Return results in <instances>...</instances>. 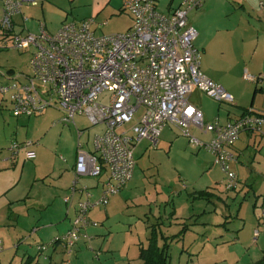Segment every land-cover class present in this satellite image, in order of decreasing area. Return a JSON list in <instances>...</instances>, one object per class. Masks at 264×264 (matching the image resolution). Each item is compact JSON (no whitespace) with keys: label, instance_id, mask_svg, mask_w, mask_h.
Returning a JSON list of instances; mask_svg holds the SVG:
<instances>
[{"label":"built area","instance_id":"obj_1","mask_svg":"<svg viewBox=\"0 0 264 264\" xmlns=\"http://www.w3.org/2000/svg\"><path fill=\"white\" fill-rule=\"evenodd\" d=\"M25 2L39 3L0 0V48L32 50L30 73L9 70L7 82L0 85L2 94L11 100L12 113L32 116L58 108L63 112L58 121L76 125L79 134L78 114L85 115L92 125H105V131L95 135V152L79 145L76 179L64 197L69 209L75 208L70 228L49 243H40L39 250L57 243L71 250L82 238H88L87 229L97 224L89 218V212L106 206L111 196L125 188L137 165L135 148L142 141L158 147L168 123L180 128L194 146L213 155L214 163L226 175L228 190L237 186V174L231 166L237 160L234 146L244 131L264 135V113L249 107L227 122H207L204 112L190 101L195 89L222 102L234 100L200 68L201 51L195 45L198 31L189 21V14L203 0H183L170 13L158 9V0H123L122 11L131 16L133 24L126 32L110 34L96 33L93 17L65 21L55 33L48 32L44 22L38 33L19 32L14 17L22 12ZM260 4L264 6V1ZM244 77L261 82L264 73L246 71ZM105 91L111 93L109 103L100 102ZM134 119L136 124L123 129ZM193 129L210 134V139L197 138ZM35 145L32 140L12 143L10 158L23 151L27 159H32ZM104 167L108 174L101 181L99 195L94 197L92 187L81 184L80 178H100ZM79 194L82 196L77 199ZM261 231L264 208L254 240ZM2 248L0 242V251Z\"/></svg>","mask_w":264,"mask_h":264},{"label":"crops","instance_id":"obj_2","mask_svg":"<svg viewBox=\"0 0 264 264\" xmlns=\"http://www.w3.org/2000/svg\"><path fill=\"white\" fill-rule=\"evenodd\" d=\"M38 1L39 3L37 5L25 2L22 7V12L14 17L17 31L38 33L40 30L39 16L41 14L44 15L46 13L49 15L55 9L61 10L62 8H69L70 12H66L67 14L62 24L65 21L93 17L95 20L93 28L96 33L101 32L98 34H105L103 30L109 24L110 18L123 12V0H67L68 4L63 0ZM181 2L176 4L173 2L168 3L169 5L164 13H170L180 6ZM199 8L197 15L198 36L195 42L200 40L204 55V62L201 63L200 68L207 77L223 86L227 92L232 94L234 100L233 102L225 103V105L228 104L226 106L223 103L220 104L216 114L206 110L197 99H194L193 95L199 93V89H195L191 93L189 97L190 101L204 112L207 122H213L216 119L227 122L240 117L249 107L264 113V79L261 82H253L244 77L246 71L254 75L264 73V6H261L260 0H203ZM158 9L161 11L159 4ZM71 14L72 17H70ZM203 17H207L209 22L204 23L202 20ZM25 18L27 19L25 20ZM23 21L25 23L24 26L22 25ZM26 22H31V24L35 25L33 28H30V25ZM132 24L133 20L131 18V23L127 30L120 32L128 31ZM192 25L195 27V24L192 23ZM46 28L51 30L49 29L48 22L46 23ZM167 127L168 125L163 128L162 134ZM199 132L202 133L201 131ZM205 136L207 138L204 140L207 141L211 135L207 134ZM234 149L237 153V160L231 166L237 174V186L233 190L226 188V191H224V188L217 186L204 190L205 196L202 197L208 199V202L215 205L214 211L213 209H209L208 206L203 205V203L201 204V201L198 207L199 209H196L194 204L190 205L186 201L175 209V215L173 217H175V221H178V223L184 224L181 229L182 234L178 240L185 238L189 231L206 235L205 229L208 226L224 224L225 221L222 218L224 214L222 210L220 212L218 211V205H222V200H225V204L229 209V213H225L226 216L236 217L239 220L237 229L241 230L234 237V240L237 242L236 247L232 249L237 250L236 254L233 255L237 260L234 263L255 264L264 258V231H261L256 240H254V230L259 226V218L264 206V201L261 202L260 198H258L260 194H264V135L244 131L240 134ZM1 156L0 218L7 219L10 217V214L8 215L10 211L20 210L22 208L23 200H25L24 196L28 192L25 189L26 186L14 191V188L23 179V171L17 172V164L21 160L27 163L30 159L25 157L23 151L16 158H10L11 152L6 154L2 153ZM9 161L12 162L9 163ZM76 161L77 158L73 165L70 163L64 169L60 168L53 173L55 183L58 184L55 195L53 198L48 196L43 198L39 204L47 210L53 207V212L51 213L53 216L51 217L50 215L47 217L38 214L30 218L29 213L25 216L30 219V224L35 225V227L41 220L46 222L43 224V228L39 227L35 229L36 232L27 239L26 243L28 245L23 246L25 252L21 258L22 264L28 258L32 260V264H58L57 260L60 259L64 262L63 264H75L76 262L83 264V257L87 259L90 256L94 257V250L97 249L103 252V246L108 251L105 254H101L104 262L102 263L103 259L101 258L100 264H117L115 262L113 263L112 258H114L115 254L113 251L119 247L113 243L112 225L108 227L104 221L110 220L112 213L116 209H125L130 202L138 199L137 187L139 183L136 179L135 172L125 188L118 194L111 196L106 206L92 209V212L96 209L99 211L100 209L103 217L96 216L92 212L89 213L91 220H98V218L104 219V217H106V220L104 219L102 221L101 226L99 224L90 226L87 229L88 238H82L71 250L59 243L48 246L45 250H39L38 248L40 243H49L56 236L67 231L71 226L72 219L75 216V208L69 209L64 197L70 192V188L76 179ZM214 165L217 164L214 163ZM208 173L210 175L211 172L209 171ZM104 179L105 177L102 176L96 179L93 178L90 182L84 183L80 181V183L92 187L94 197H97L101 190V181ZM251 194L253 196H250ZM81 196L79 194L77 199L81 198ZM161 198L164 199V196H161ZM230 200L232 201L230 202ZM161 202L157 203V210L155 211V217H157L158 221L153 224H163L168 230L172 224L167 226L170 221L167 215L169 208L166 207L162 211V205L168 203L161 204ZM230 209H234V212ZM151 212H153V209ZM213 214L214 217L212 218ZM35 220L37 223L34 224ZM94 222L98 223L99 221ZM228 222L232 221L227 220L226 223ZM210 230H213V227ZM231 231L235 230L232 228ZM244 232L245 234H243ZM162 235L163 238L168 236L167 234L164 235V233ZM218 235L220 236V238H217L219 243L228 241L229 237L232 238L230 230L227 232L218 230ZM174 236H176V233ZM192 239L196 240L195 236ZM202 240L217 242L212 240L209 235L206 238L203 237ZM127 242H129L128 239H124L123 247L121 245V248H125L123 251L126 250L123 254L125 261L122 263L118 262V264H142L143 260L140 258V249L142 246H147L148 240L140 239L138 242L135 239L132 243L136 247H131V243L127 245ZM159 244L161 246L167 244L170 253V263L173 264V255L170 251L169 240L165 241L160 238ZM15 247L17 249L20 248L18 243L15 244ZM186 250L187 252L190 251L191 254L194 252L189 247L182 249L183 252ZM187 262L190 264L189 261ZM60 264L62 263L60 262ZM90 264H98L97 259L92 260ZM192 264H199V262L194 261Z\"/></svg>","mask_w":264,"mask_h":264},{"label":"rangeland","instance_id":"obj_3","mask_svg":"<svg viewBox=\"0 0 264 264\" xmlns=\"http://www.w3.org/2000/svg\"><path fill=\"white\" fill-rule=\"evenodd\" d=\"M63 1L67 2V0ZM180 1L183 0H160L157 4H159L161 11L165 12L170 2L176 4ZM199 9H195L189 14V21L195 24L197 30V15ZM67 11L70 12V9H55L49 15L46 13L44 15L41 14L39 16V24L42 22L46 24L48 22L49 29L51 30L47 28L46 30L50 33H55L62 25ZM70 17H72V14ZM202 20L204 23L209 22L207 17H203ZM130 23V15L123 11L110 18L109 24L104 28L103 32L105 34H110L125 31ZM27 24L30 25V28H33L35 25L31 24V22ZM22 25H25L24 21ZM195 45L201 51V63H203L204 55L202 53L200 40H197ZM31 58L32 50L23 51L10 47L0 48V85L7 82L6 77L10 76L9 70H14L15 74L30 73ZM198 92L199 93L193 95L194 99H197L206 110L213 114L218 112L220 104L223 103V105H225V103H227L220 102L210 97L204 91L198 90ZM110 97L111 93L105 91L100 96V102L109 103ZM11 108V100L0 91V158L2 157V153L6 154L10 152L9 147L16 141H34L36 143L34 148L36 154L32 159L28 160L27 163L21 160L17 164V172L23 171V179L20 184L14 188V191L26 186L25 189H27L28 192L24 196L25 200H23L20 210L10 211L8 213L10 217L7 219L0 218V242L3 247V250L0 251V264H22L21 258L25 252L23 246L28 245L26 241L36 232L35 229L39 227L43 228V224L46 222L41 220L35 227V225L30 224V219L25 216L28 213L30 218L38 214L47 217L51 215L53 207L47 210L39 204L42 202L43 198L47 196L53 198L55 195L58 184L55 183L53 173L60 168L64 169V167L70 163L72 165L74 164L80 144L83 146L84 150L95 152V135L105 131L104 124L92 125L85 115L78 114L76 115V122L82 130V133L79 134L76 125L63 124L58 121L61 116H63V112L58 108L51 107L41 114L32 116L21 115L19 117L12 113ZM140 114L141 112L137 114V117H139ZM136 123L137 120L134 119L132 123L125 125L123 129H128ZM192 132L199 139L204 140L207 138L196 129H193ZM135 156L137 160L135 173L139 183L137 187L138 199L130 202L125 209H116L115 212L112 213L111 219L108 221L106 217H104L106 221L100 218H98V220H92L99 221L98 223L96 222V225L99 224V226L102 225V221H104L108 227L112 225L113 243L119 247L117 250L113 251L115 252V254L113 253L114 258H112L113 263L115 262L118 264V262L122 263L125 261L123 254L126 250L123 251L125 248H121V245L123 247L124 239H128L129 242H127V245L131 243V247H136L132 242L135 239H137L138 242L140 239L148 240V237L156 227L159 231L160 238L165 241L169 240L170 251L173 255V264H188L187 261H189L190 264L194 261L199 262V264H235L234 262L237 260L233 255L236 254L237 250L232 249L236 247L237 242L234 240V237L241 230L237 229L239 220L236 217L226 216L225 213H229V209L225 204V200H222V205L217 204L218 211L220 212L222 210L224 214L222 215L225 221L224 224L208 226L205 229L206 235H200L196 232L189 231L185 238L178 240L179 236L182 234L181 229L184 224L178 223V221H175V217H173L175 215V209L186 201H188L190 205L194 204L196 209H199L198 207L201 201V204L203 203V205L208 206L209 209H213L214 211L215 205L208 202V199L202 196H205L204 190L212 188L213 186L224 188V191H226V186L224 184L226 175L219 165H214V157L212 154L205 148L194 146L190 142L189 137L185 136L180 128L172 123H168L165 132L160 136L159 146L152 147L147 141H142L135 148ZM10 162L12 161H9V163ZM209 171L211 172L210 175L208 173ZM103 173V177L108 174L106 167H104ZM93 178L96 179L97 177L82 176L80 181L84 183L90 182ZM161 196H164V199L161 198ZM250 196H253V194ZM258 198L263 202L264 194H260ZM162 199L163 201L161 202ZM231 201L232 200H230V202ZM160 202L161 204L168 203L162 205V211L166 209V207L169 208L167 210V215L170 221L167 226L172 224L171 228L168 230L163 224H153L158 221L157 217H155V211L157 210V203ZM152 209L153 212H151ZM97 210L98 209L93 212L91 210L90 212L96 216L103 217L102 211L100 212V209L99 211ZM230 210L234 212V209ZM52 216L53 215H51V217ZM213 217L214 214L212 215V218ZM227 220L232 222L226 223ZM35 223H37L36 220L34 224ZM96 225L92 224L91 226ZM211 227H213V230H210ZM232 228L235 231H231ZM227 229L230 230L232 238L229 237L228 241L219 243V241H217V238H220L218 230L227 232ZM162 233L168 236L163 238ZM175 233L176 236H174ZM243 234H245V232ZM208 235L212 240L217 242L202 240L203 237L206 238ZM194 236L196 240L192 239ZM16 243L19 244V249L15 247ZM183 246L186 248L189 247V249L194 250V252L192 254L190 251L187 252V250L183 252ZM102 249L103 252L97 249L94 250V257L90 256L88 259L83 257L82 263L90 264L92 260L97 259L98 264H100L101 258L103 259V263L104 258L101 254L107 253L108 250L104 246ZM244 250L246 249L244 248ZM195 253L197 254L195 255ZM60 262L62 264L64 263L61 259L57 260L58 264H60ZM75 264L78 263L76 262Z\"/></svg>","mask_w":264,"mask_h":264},{"label":"trees","instance_id":"obj_4","mask_svg":"<svg viewBox=\"0 0 264 264\" xmlns=\"http://www.w3.org/2000/svg\"><path fill=\"white\" fill-rule=\"evenodd\" d=\"M160 234L155 227L148 238L147 246H142L140 249V258L142 264H171L170 253L167 244H159ZM24 264H32V260L28 258ZM255 264H264V258Z\"/></svg>","mask_w":264,"mask_h":264}]
</instances>
